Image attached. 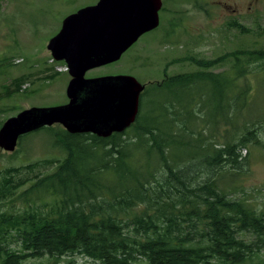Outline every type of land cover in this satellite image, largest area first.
<instances>
[{"label":"trees","instance_id":"1","mask_svg":"<svg viewBox=\"0 0 264 264\" xmlns=\"http://www.w3.org/2000/svg\"><path fill=\"white\" fill-rule=\"evenodd\" d=\"M231 56L229 71L211 70L228 56L192 58L197 70L143 83L137 118L123 132L39 129L64 157L1 171L0 202L32 183L20 194L24 210H0V264L77 254L95 264H264V199L222 185L250 171L245 149L264 150V99L252 79L263 87L264 46ZM163 90L170 97L155 107L152 93ZM33 193L51 202L35 206Z\"/></svg>","mask_w":264,"mask_h":264},{"label":"rangeland","instance_id":"2","mask_svg":"<svg viewBox=\"0 0 264 264\" xmlns=\"http://www.w3.org/2000/svg\"><path fill=\"white\" fill-rule=\"evenodd\" d=\"M97 1L0 0V122L4 123L31 106H52L65 102L66 84L70 78L68 66L55 62L57 60L52 57L47 44L59 32L67 15ZM165 3L160 28L143 34L119 60L91 69L86 74L132 75L142 83L154 84L162 82L167 76L197 70L199 67L196 61H191L192 58L212 60L228 56L227 60L211 70L229 71L233 65L234 57H229L232 53L246 47L264 46V0H167ZM232 20H237L250 31L243 32L231 26L229 22ZM50 74L54 76L47 77ZM252 79L259 86L258 100L264 99V85H258L260 81L256 77ZM19 80H22L21 90L13 91ZM8 89L10 95H7ZM180 96L184 98L187 93ZM169 97L170 94L164 90L152 93L155 107ZM24 139L13 157L11 155L15 152L0 148V177L7 166L64 157L51 147L42 130ZM243 155L250 157L248 174L235 176L222 185L242 184L264 199V150L252 145L248 151H243ZM53 162L45 172L54 170L58 160ZM31 183L28 181L16 195L2 200L0 210H24L28 203L20 194ZM31 198L35 206L42 207L44 203L51 202L48 193H33ZM70 260L75 264H95L78 254L58 259L50 255L30 257L23 264H69Z\"/></svg>","mask_w":264,"mask_h":264},{"label":"water","instance_id":"3","mask_svg":"<svg viewBox=\"0 0 264 264\" xmlns=\"http://www.w3.org/2000/svg\"><path fill=\"white\" fill-rule=\"evenodd\" d=\"M160 4V0H98L67 15L47 48L68 66L70 101L31 106L9 117L0 127V148L14 152L22 135L56 123L71 133L103 137L130 127L145 84L132 75H85L119 60L141 35L157 27Z\"/></svg>","mask_w":264,"mask_h":264},{"label":"flooded vegetation","instance_id":"4","mask_svg":"<svg viewBox=\"0 0 264 264\" xmlns=\"http://www.w3.org/2000/svg\"><path fill=\"white\" fill-rule=\"evenodd\" d=\"M161 1V4H160V8H159V25L157 26V27H155L154 29H151V30H149V31H147V32H152V31H154V30H156V29H158V28H160V23H161V12L163 11V10H165L166 9V3H165V1H167V0H160ZM146 32V33H147ZM145 34V33H144ZM142 36V35H141ZM140 38V37H139ZM68 75H70V78L67 80V84H66V89H67V86H68V84H69V82H70V80H71V78H72V76H71V74L68 72ZM98 76H104V75H98ZM98 76H88L87 74L85 75V77L86 78H92V77H98ZM70 101V99H69V97L67 96V92H66V94H65V102H63V103H61V104H66V103H68ZM61 104H57V105H61ZM54 125H61V126H63L62 124H59V123H56V124H54ZM54 125H52V126H54ZM44 127H50V126H44ZM44 127H42V128H44ZM64 127V126H63ZM42 128H40V129H42ZM65 128V127H64ZM66 129V128H65ZM39 130V129H38ZM67 130V129H66ZM36 131V130H35ZM34 132V131H33ZM84 134H87V133H84ZM92 134H94V133H92ZM99 136V135H98ZM111 136V135H110ZM103 137V136H102ZM109 137V136H108Z\"/></svg>","mask_w":264,"mask_h":264}]
</instances>
